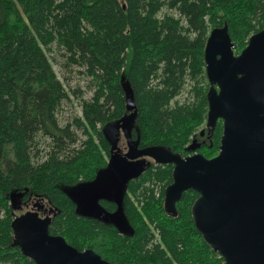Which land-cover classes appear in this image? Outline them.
<instances>
[{
  "label": "trees",
  "instance_id": "1",
  "mask_svg": "<svg viewBox=\"0 0 264 264\" xmlns=\"http://www.w3.org/2000/svg\"><path fill=\"white\" fill-rule=\"evenodd\" d=\"M225 26L239 55L264 28V0H0V264H36L13 246L15 210L31 196L52 206L50 234L112 264H225L195 229L197 192L183 194L177 217L166 213L173 165L140 158L143 173L121 203L118 195L101 202L103 216L82 215L68 195L109 176L120 139L111 144L103 128L131 113L126 82L139 149L219 154L223 122L207 125L205 48L211 31ZM53 47L90 79V99L74 91L81 116L65 123L59 114L71 95L49 58ZM119 205L131 231L106 218Z\"/></svg>",
  "mask_w": 264,
  "mask_h": 264
},
{
  "label": "water",
  "instance_id": "2",
  "mask_svg": "<svg viewBox=\"0 0 264 264\" xmlns=\"http://www.w3.org/2000/svg\"><path fill=\"white\" fill-rule=\"evenodd\" d=\"M205 63L210 83L207 125L215 128L219 120L223 122L216 157L206 158L195 146L188 148L195 153L187 157L170 149H139L137 109L126 82L123 90L131 113L107 123L103 133L116 144L122 131L128 151L112 150L105 169L109 176L101 186L68 195L78 203L82 215L103 216L101 202L118 195L121 203L130 179L144 171L140 158L152 157L158 164L173 165L172 183L164 193L168 215L177 217L176 205L186 191L197 192L191 216L206 245L225 264H264V28L250 37L239 55H235L228 27L213 29ZM133 131L138 133L137 140H133ZM106 218L121 231H131L122 206ZM52 220V216L42 218L34 211L16 215L13 246L36 264H112L91 249L79 251L64 237L50 234Z\"/></svg>",
  "mask_w": 264,
  "mask_h": 264
},
{
  "label": "rangeland",
  "instance_id": "3",
  "mask_svg": "<svg viewBox=\"0 0 264 264\" xmlns=\"http://www.w3.org/2000/svg\"><path fill=\"white\" fill-rule=\"evenodd\" d=\"M48 55L59 79L65 84L67 91L71 95V101L63 105L61 113L59 114L60 121L65 123L67 120H71L76 116H81L79 105L82 96L79 95L78 97V95L74 94V91H80L83 93L84 99H90L92 96L88 90L90 79L85 75L80 74V69L66 65L65 58L61 56V52H59L56 47H53ZM186 96L187 91L179 98V101H184ZM200 131L203 130L201 129ZM78 134L80 135V132H78ZM118 137L120 138L119 146L121 152H126L127 142L122 131ZM158 191H160V188H157L156 192L158 193ZM21 205L23 206L15 210L17 216L29 211H34L44 218L46 216H52L54 213L52 206L46 199L35 196H31L29 202Z\"/></svg>",
  "mask_w": 264,
  "mask_h": 264
},
{
  "label": "flooded vegetation",
  "instance_id": "4",
  "mask_svg": "<svg viewBox=\"0 0 264 264\" xmlns=\"http://www.w3.org/2000/svg\"><path fill=\"white\" fill-rule=\"evenodd\" d=\"M124 138H125V136H124ZM204 138V135L202 136V139ZM126 139V138H125ZM122 154H126V152H121Z\"/></svg>",
  "mask_w": 264,
  "mask_h": 264
}]
</instances>
